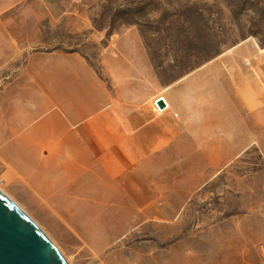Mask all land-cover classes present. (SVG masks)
Instances as JSON below:
<instances>
[{
    "label": "rangeland",
    "instance_id": "rangeland-1",
    "mask_svg": "<svg viewBox=\"0 0 264 264\" xmlns=\"http://www.w3.org/2000/svg\"><path fill=\"white\" fill-rule=\"evenodd\" d=\"M246 41L264 50V0H0V187L69 264H264L262 132L239 152L231 132H212L207 146L184 148L190 157L107 161L88 180L21 136L48 109L51 54L77 53L99 71L145 56L171 89Z\"/></svg>",
    "mask_w": 264,
    "mask_h": 264
},
{
    "label": "crops",
    "instance_id": "crops-1",
    "mask_svg": "<svg viewBox=\"0 0 264 264\" xmlns=\"http://www.w3.org/2000/svg\"><path fill=\"white\" fill-rule=\"evenodd\" d=\"M49 62L52 69L40 81L48 109L37 124L22 127L21 136L54 157L71 179L93 178L107 161L170 164L190 157L184 148L207 146L212 132H231L236 152L254 144L255 132L264 135V50L257 44L238 45L199 68L194 80H180L171 89L160 86L157 69L145 56L111 58L101 71L77 53H54ZM196 80L197 93L188 90ZM160 96L168 104L162 112L154 105ZM170 107L178 126L171 124Z\"/></svg>",
    "mask_w": 264,
    "mask_h": 264
},
{
    "label": "water",
    "instance_id": "water-1",
    "mask_svg": "<svg viewBox=\"0 0 264 264\" xmlns=\"http://www.w3.org/2000/svg\"><path fill=\"white\" fill-rule=\"evenodd\" d=\"M0 264H69L42 228L1 191Z\"/></svg>",
    "mask_w": 264,
    "mask_h": 264
},
{
    "label": "bare ground",
    "instance_id": "bare-ground-1",
    "mask_svg": "<svg viewBox=\"0 0 264 264\" xmlns=\"http://www.w3.org/2000/svg\"><path fill=\"white\" fill-rule=\"evenodd\" d=\"M0 191L2 192V193H4L5 195H7L8 197H9V195L0 187ZM12 199V198H11ZM15 202V201H14ZM64 256V255H63Z\"/></svg>",
    "mask_w": 264,
    "mask_h": 264
}]
</instances>
